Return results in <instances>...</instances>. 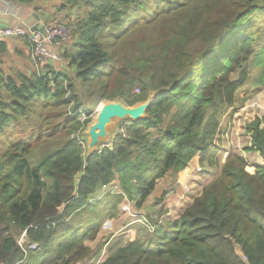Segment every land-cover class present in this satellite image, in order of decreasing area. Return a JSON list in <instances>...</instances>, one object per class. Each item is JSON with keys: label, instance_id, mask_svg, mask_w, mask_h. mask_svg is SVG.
<instances>
[{"label": "trees", "instance_id": "trees-1", "mask_svg": "<svg viewBox=\"0 0 264 264\" xmlns=\"http://www.w3.org/2000/svg\"><path fill=\"white\" fill-rule=\"evenodd\" d=\"M57 5L78 11L61 50L67 70L49 62L0 81V264H84L106 244L92 245L122 205L141 210L161 180H185L196 157L214 178L178 213L123 212L125 225L150 221L151 238L98 264H264V165L250 173L236 150L224 162L220 153L224 117L264 88V0ZM161 89L147 119L125 122L87 157L91 98L132 105ZM247 130L246 150L264 159V115Z\"/></svg>", "mask_w": 264, "mask_h": 264}, {"label": "rangeland", "instance_id": "rangeland-1", "mask_svg": "<svg viewBox=\"0 0 264 264\" xmlns=\"http://www.w3.org/2000/svg\"><path fill=\"white\" fill-rule=\"evenodd\" d=\"M69 43V42H68ZM236 77V75H233ZM102 101L91 98L86 107L89 109L91 118H93L97 109ZM264 115V88L256 95L249 98L245 106L239 109L232 117L227 114L224 117L223 123L227 122V130L221 140L220 153L222 156V162H224L227 156L236 150L239 154L244 156L248 161L247 171L254 172V166L257 164L264 165V159L258 153L246 150V147L250 146L251 135L248 133V124L256 117H262ZM225 121V122H224ZM192 170V165L189 166ZM206 170H201L200 166L190 172L185 180H182L179 173L173 181L167 183V181L161 180L158 187L149 197L148 201L143 205L141 210H137L133 203H127V211L121 207L120 218L114 220H107L102 227V230L97 238V242L92 243L95 247L99 243L107 241L102 247L99 253L93 256L84 264H98L101 260L108 257L116 249L125 245L128 241L134 239H146L151 238L152 230L154 227L144 218L148 220H154L157 218L160 210L172 209L173 203H177L175 212L181 211L182 206L189 204L193 198L198 195L202 187L214 178L215 174H208ZM129 213L135 215L136 212H142L144 217L135 221H129L126 225V217L121 214ZM150 217V218H149ZM121 219V220H120ZM150 222V221H149ZM19 242L26 245L27 241L24 238H20ZM31 249H37V245H29Z\"/></svg>", "mask_w": 264, "mask_h": 264}, {"label": "crops", "instance_id": "crops-1", "mask_svg": "<svg viewBox=\"0 0 264 264\" xmlns=\"http://www.w3.org/2000/svg\"><path fill=\"white\" fill-rule=\"evenodd\" d=\"M61 1V0H60ZM37 0H33V3L28 4H16L9 0H0V24L4 26H24L31 31V28L27 26V20L33 16V13L37 12L41 20L46 24L51 17H60L64 20V16L69 18L68 24L74 22L78 15L77 10L63 11L60 5H57L58 0H45L41 3L40 9L35 8ZM55 11V12H54ZM30 26L33 27L39 23L35 17L29 19ZM65 21V20H64ZM64 67L67 70L65 63L58 62L57 64ZM57 66L56 68H61ZM34 70V64L32 60V45L30 43L29 36L25 38H5L0 41V81H8L13 79L19 81L18 77L21 75H29ZM1 85V84H0ZM192 165L191 172H194L196 167L199 166V157L193 159L190 163ZM171 212L177 207V203H173ZM175 212V211H174Z\"/></svg>", "mask_w": 264, "mask_h": 264}, {"label": "water", "instance_id": "water-1", "mask_svg": "<svg viewBox=\"0 0 264 264\" xmlns=\"http://www.w3.org/2000/svg\"><path fill=\"white\" fill-rule=\"evenodd\" d=\"M35 17L39 23L33 27L30 26L29 19ZM27 20V26L31 31L45 33V23L41 20L37 12ZM165 89L150 91L144 101H138L132 105L127 104L122 99L103 100L96 115L87 124L82 136L86 143L87 157L96 153L101 147L111 145L113 139L121 133V126L127 122H137L148 118V110L157 96L163 93Z\"/></svg>", "mask_w": 264, "mask_h": 264}, {"label": "built area", "instance_id": "built-area-1", "mask_svg": "<svg viewBox=\"0 0 264 264\" xmlns=\"http://www.w3.org/2000/svg\"><path fill=\"white\" fill-rule=\"evenodd\" d=\"M29 36L32 45V60L35 68L39 71H44L45 65L49 62H62L61 50L67 45L71 37V28L66 21L60 17H51L45 24V33L39 31H30L24 26H4L0 24V41L5 38H25ZM139 88L135 89L138 93ZM89 110L84 107V111ZM82 119L85 118L83 114ZM125 129L121 128V133ZM106 186H104L105 188ZM116 192V190H113ZM127 201L123 205V210L127 211ZM149 223V222H148Z\"/></svg>", "mask_w": 264, "mask_h": 264}]
</instances>
